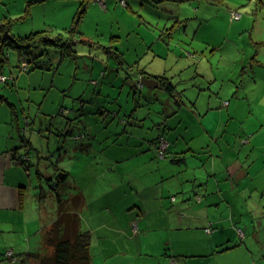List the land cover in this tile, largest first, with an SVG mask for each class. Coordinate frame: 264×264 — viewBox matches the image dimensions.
<instances>
[{
    "label": "crops",
    "instance_id": "crops-1",
    "mask_svg": "<svg viewBox=\"0 0 264 264\" xmlns=\"http://www.w3.org/2000/svg\"><path fill=\"white\" fill-rule=\"evenodd\" d=\"M101 6L110 10L111 7L119 8L121 4L118 0H105ZM126 8L139 14L129 4ZM176 19L179 25L186 20ZM194 24L192 30L199 22ZM157 25H161V21ZM231 28L237 33L227 34L224 43L212 50L217 53L227 41L228 54L241 60L232 67L237 74L235 78L225 81L221 72L214 77L205 73L202 79L198 72L194 73L193 79H209V83H197L199 88H204L199 90L197 99L192 101L189 96L191 104L183 103L182 107L167 112L165 117H156L145 106L140 107L135 99L133 101L137 105L133 110L142 112L140 109L143 108L145 112L133 119L134 112L131 121L124 123L120 120L122 107L113 116L101 113L105 122L118 120L122 127L102 130L101 133L86 131L85 138L78 139L82 142L81 146L70 144L71 151L65 152L72 160L77 149L82 151L87 157L79 156L78 160L85 161L90 176V168L95 161L104 163L103 172H100L102 177H106L107 172L114 173V180L101 179L106 184L105 188H97L96 180L90 176L81 173L73 175L75 163L72 162L67 165L69 177L60 188V195L65 200L78 199L81 202L78 209L81 228L93 237L91 250L95 253L91 252L92 264H264V133L258 129L244 132L243 125L248 122V117L230 131L217 130L218 126L226 124L225 115H236L238 118L237 111L242 108V101L230 99V95L239 81H245L246 72L251 67L249 50L238 43L248 36L242 18L240 22H233ZM187 30L184 35L189 34ZM160 33L155 43L166 44L162 47L169 52L171 46L166 39L171 31L162 29ZM201 41L208 46L214 43L212 39ZM113 44L112 48H117ZM152 47L144 42L141 55L151 53ZM104 59L97 81L101 93L106 99L117 94L115 100L120 102L118 97L127 88L129 97H132L122 67ZM127 63L131 65L132 74L145 71L150 78L166 77L171 69L154 66L152 60L144 65L138 60ZM47 75L52 77L54 74L48 71ZM240 76L241 79H238ZM34 77L32 72L27 80L29 78L33 83ZM18 84L22 85L23 80H19ZM107 84L113 93L105 91ZM223 92L226 96L222 95ZM150 93L151 90L147 95ZM1 98L0 101L4 102L5 99ZM97 100H102V96H98ZM92 103H95L94 100ZM166 103L170 106L173 100L167 99ZM216 104H219L218 112L213 111ZM23 116L22 120L19 116L9 118L10 128L3 124L8 130L0 141V253L3 259V254L6 256L8 264H28L24 260L26 254L42 252L45 232L57 220L53 197L47 195L43 201L38 197L39 186L46 187L39 159L43 157L37 155L39 163L36 165L41 170L37 173V181L33 178L34 161L24 164L22 159L19 160L26 152L31 157L34 150L39 152L32 143V137H28L29 132L33 133V137L36 135L35 138L39 136L42 139L49 133V143L54 134L50 128L35 131L28 117ZM146 122L149 124L146 125ZM127 124L132 128H124ZM160 136L165 137L168 145L167 157L163 159L157 156L154 145ZM63 159L67 160L66 157ZM85 176L90 181L88 184L94 186L90 190L93 201L85 190L86 186H83ZM30 183L32 188L26 190ZM209 226L214 228L212 235L206 233ZM240 232H244L241 242ZM111 248L117 249L114 256L108 253ZM221 248L225 250L219 252ZM7 252H12L13 256H7ZM97 257H100L99 261Z\"/></svg>",
    "mask_w": 264,
    "mask_h": 264
},
{
    "label": "rangeland",
    "instance_id": "rangeland-1",
    "mask_svg": "<svg viewBox=\"0 0 264 264\" xmlns=\"http://www.w3.org/2000/svg\"><path fill=\"white\" fill-rule=\"evenodd\" d=\"M33 1L0 0V15L4 14L7 17L3 16L5 19L2 22L0 21V27L9 23L12 27V34L23 36L36 31H46V34L50 35L51 38L60 37L63 43L73 44V49L78 55V57H74L75 53H71L70 56L72 57H70L59 53L54 54L53 59L57 58V61L52 60L53 71L51 73L54 75L52 77L47 75L48 71L33 72L35 77L33 83H30L29 78L27 80L28 75L32 73H28L29 63L21 61L23 56L15 54V50L4 45L8 63L4 69L7 76L0 75V97L3 96L5 99L4 102L0 101V141L2 140L1 137L10 128L9 118L13 119L14 116H19L22 120L24 118L23 114L28 117L32 129L37 132L50 128L52 132L59 135L56 131L58 129L65 133L66 129H72L75 132V137H77L76 141L75 138L66 139L60 135H52L49 143V133L43 139L39 136L35 138L36 135L33 137L32 132L28 133V137H32V143L39 152L34 150L32 157L26 152L20 158L24 160V164L34 161L33 167L36 177L33 175V178L36 181L37 173L41 172L40 166L36 165L37 162L39 163L37 155L38 157L42 156L44 160L46 159L45 162L39 158L43 165L42 172L45 175L43 178H46L47 175L48 179L56 180L62 170L68 172L67 165H71L72 162L75 163L74 176H77V173L90 176L88 168L85 167V161L78 160L79 156H86L82 154V151L77 149L76 156L72 160L66 156L65 152L71 151L70 144L80 147L82 142L78 139L82 138L80 134L84 131H98V133H101L102 130L108 131L107 129L114 130L118 129L119 126L122 127L118 120L105 122L101 113H97V110L99 112V107H101L97 100L98 96L95 95L92 99V96L96 93V88L89 85V83L92 80L98 81L100 70L103 68L101 63H103L104 57L111 55L109 56L110 63L116 64L115 54L121 53L131 63L138 60L141 65H144L148 60H152L154 66L171 67L166 77L173 79L178 93H185L187 96L186 103L191 104L189 96L193 101L194 98L197 99L199 90L204 89L199 88L197 83L204 81V84H206L210 81L209 79L203 81L198 78L193 79L192 75L194 73L198 72L199 77L202 79L205 77V73L210 77H214L221 75V72L225 77V81H227V78L236 77L237 74L232 67L235 62L238 63L241 60L228 54L227 41L225 47L219 48L217 53L213 52L212 49L217 45H222L227 34L234 35L237 33L231 28V24L240 22L241 18L243 26L247 27L246 34L248 36L242 40V43H238L243 45L245 50H249L248 57L251 67L246 72L248 75H246L245 81L242 83L239 81L230 95V99L242 101V108L237 111L238 118L236 119V115L230 116L225 111L228 114L224 117L226 124L218 126L217 130H220V132L223 130L225 132L230 131L234 126L241 124L240 121L243 118L248 117V122L243 125L244 132L251 133L253 130L258 129L264 133V43L258 44L257 42H264V0H162L164 1L163 4H159L160 0H138L139 2L137 0H127L129 5L133 6V11L139 14L130 12L123 4L119 8L111 7L110 10H104L101 6L104 5L103 0H95L88 5L87 11L81 18L79 23L81 32L70 31V25L77 19L75 14L81 8V0H46L43 4L35 5L32 4ZM136 2L138 3L136 4ZM168 14L169 16H167ZM170 17H180L186 20L182 25L177 23L175 31L171 32L168 40L166 39L171 46L169 52H167L168 50H164V47H162L166 44L161 45L155 42L157 36L161 35L160 32L163 26H166L163 22ZM159 21L162 22L158 26ZM173 22V19L168 22L169 29ZM197 22H199V25L192 30L195 27L194 23ZM186 29H188L189 34L184 35ZM0 37H3V35L0 34ZM207 39H212L213 46H208L204 43L205 41H201ZM255 39H257L256 42ZM0 41L4 42L3 39H0ZM144 42L148 47L153 46L152 52L147 55H141ZM112 44L119 50L117 48L112 49ZM128 47L129 49L126 51L125 49ZM154 55H158V58H153ZM36 56L38 57V55ZM158 63L162 65H156ZM10 72L14 74L11 76ZM42 74H45V77H42ZM241 77L238 79H241ZM7 80L9 81L5 85L1 84ZM19 80H23L22 85L18 84ZM181 80L186 82H181ZM133 84L136 86V83ZM109 86V84L105 86V91L113 93ZM127 86L132 97H129L126 88L122 96L118 97L120 102H113L112 100H102V102L105 104V108L109 110L119 111L122 107L123 113H121L120 120L127 117V120L131 121V112L137 105L133 101L136 97L134 95L136 90H130L133 86L131 81L127 83ZM148 91L147 89L140 92L138 105L140 107L145 106L146 110H150L156 117H158L157 115L165 117L172 107L175 109L178 106L182 107L178 98L177 103L167 108L166 94H160V91H158L156 100L151 101V97L147 100ZM83 92H87L88 95L84 100L81 99L82 102L77 101ZM222 95L226 96V93L223 92ZM113 97H117V94ZM215 98L217 101L219 100L217 97ZM92 100L95 103H92ZM62 107L64 114L60 113ZM214 107L215 110L213 111H217L219 104ZM105 108L102 109L103 112ZM232 108H230L231 112ZM140 110L145 112L143 108ZM51 111L53 113H50ZM142 112H135L133 119L136 115L140 116ZM3 124H7L8 128ZM147 124L149 122H146ZM127 125H124V128H132L131 125L129 127ZM25 127L27 128V123ZM18 148L19 146H17ZM13 153L15 154V151ZM97 155L95 154V156ZM69 156L71 155L69 154ZM63 157H66L67 160ZM93 163L94 165L90 168V171H92L90 177L96 180L94 182H96L97 188H105L106 184H103L101 179L114 180L115 178H112L114 173L107 172L106 177H102L100 172H103L104 163L99 161ZM182 175L187 176L185 173ZM26 179L28 180L29 177L27 176ZM83 180H85L83 186H86L85 190L93 201L90 190L94 186L88 184L90 181L87 176ZM29 188H32L31 183L25 187L26 190ZM116 251L117 249L111 248L108 253L114 256ZM92 252L95 253L94 250ZM6 254L8 256V252ZM1 256L0 253V264H8L6 256L3 254L6 260ZM99 259L100 257H97V261Z\"/></svg>",
    "mask_w": 264,
    "mask_h": 264
},
{
    "label": "trees",
    "instance_id": "trees-1",
    "mask_svg": "<svg viewBox=\"0 0 264 264\" xmlns=\"http://www.w3.org/2000/svg\"><path fill=\"white\" fill-rule=\"evenodd\" d=\"M45 1L46 0H34L32 4L33 5L43 4ZM93 1L95 0H81V3H80L81 8H79L75 14L77 19H75L73 23L70 25L71 32H75V31L81 32L79 29V23L84 13L87 11L88 5L92 3ZM118 1H119V4L121 5H122L121 2H125L124 6L128 7L129 3L127 2V0H118ZM163 2L164 1L160 0L159 4H163ZM3 16L4 14L0 15L1 22L4 21L5 18H7L6 15L4 16L5 18ZM167 16H169V14ZM172 19L174 20V22L171 28L169 29L167 25H168V22H170ZM167 20L163 22V24L164 23L166 24V26L164 25L165 27L163 26V29L165 31L174 32L175 27H177L178 19H176L175 17L173 18L170 17ZM11 29L12 27L9 25V23L4 24L2 25V27H0V34L3 35V37H0V39L4 40V42L0 41V75L7 76V74L4 73L5 66L8 63L7 55H6L7 52H5L4 50V45H6V47L10 46L11 47L10 49L15 50L16 51L15 54H18L19 56H23L21 61L29 63V66H30L29 72L53 71L52 60H54L53 59L54 54L52 51H55L56 53H59L60 55L62 54L63 56H66V55L70 56L71 53H75L74 57H78L77 52H75L73 49V44H70L68 42L63 43L60 37L51 38L50 35L46 34V31H36V32L30 33L29 35L23 36V35L12 34ZM5 41L9 43H6ZM36 55H38V57ZM109 56L104 59L105 62L110 61ZM115 58L117 60L115 61L116 64L114 65H118L119 67H122L123 72L124 73L126 72L125 80L131 81L133 86L130 90H136L134 92V95L136 96L134 97V99L136 101H139L138 95L141 94L140 92H142L144 88H141L140 85L135 86L133 83H136L137 81H139L140 77L147 76V73H145V71H141V72H136V73L134 72V74H132L131 65L127 63V61L125 60V58L123 57L121 53L119 54L116 53ZM19 60L20 59H18V61ZM96 62H99V61H96ZM131 74L133 77L131 76ZM156 79L160 83V88L154 91H151V93L148 95L144 93V95H146L147 97V100L150 97L152 98L151 101L156 100L158 97V91H160V94L161 93L166 94V100L172 97L173 99L172 98L171 99L174 100L173 104L178 102V98L180 99L181 105L183 103L186 104V99H187L186 94L178 93L177 87L173 83L172 78H166L164 76H160V77L157 76ZM8 81L9 80L1 84L5 85ZM89 85H92L94 88H96V93L94 95L102 96V100L104 101L112 100L113 102H116L115 99H117V97L115 98L112 97L111 99H109V97L108 99L105 98V95L101 93L102 92L101 88L97 86L98 85L97 80H92V82H90ZM86 93L87 92L81 93L77 101L82 102L81 99L84 100L85 96L83 95ZM179 95L181 96L179 97ZM1 99H4V98H1ZM102 100L99 101V103L101 104L100 105L101 107H99L100 111L98 112L97 110V113H107V114L109 113L112 116L115 114V112L119 113L118 110L114 111V110L106 109L105 104L102 102ZM170 106L166 104L167 108ZM103 108H105L104 112L102 111ZM173 109L175 108L172 107L171 110L173 111ZM62 110H63V107L61 108L60 113L64 114L63 112L64 110L63 111ZM134 112L135 110H133L131 114H133ZM122 120L124 121V123L128 121L127 117L122 118ZM56 131L63 138H67L73 135L74 136L73 138L77 140V137H75V132L72 129H66V133L59 129ZM85 133L86 131L82 132L83 139L86 136ZM53 134L56 136H59L58 134H55L54 132ZM64 134H65V137H64ZM162 138L165 139V137L160 136L155 141L154 145H155L156 154H157V147ZM167 149H168V145H167ZM166 157H167V152H166L165 158ZM19 160H21V158ZM21 161H23L24 163V160H21ZM173 161H181V160L174 159ZM68 175L69 174L67 172L61 171L56 180L43 178L44 183L46 184V187H44V185H41L38 188L40 190V193H38V197L40 200L43 201L47 197V195H50L51 197H53L54 199L53 202L56 205L57 220L54 221L49 226L50 228L49 229L47 228L45 232V237H44L45 238V241H44L45 248L42 250V252L26 254L24 256V260H26L28 264H92L91 244H92L93 237L90 232L83 231L81 228V217L79 216V211H78V209L81 207V202H79L80 200L78 199H75L74 201H70V200L68 201V200H65L60 195V188L62 185H65L69 177ZM54 203L52 206H50L51 208L54 206ZM213 232H214V228L212 226H209L206 229V233L208 235H212ZM243 239H244V232L239 242H241ZM223 250L225 249L221 248V251L219 252H222Z\"/></svg>",
    "mask_w": 264,
    "mask_h": 264
},
{
    "label": "water",
    "instance_id": "water-1",
    "mask_svg": "<svg viewBox=\"0 0 264 264\" xmlns=\"http://www.w3.org/2000/svg\"><path fill=\"white\" fill-rule=\"evenodd\" d=\"M136 85L137 86L140 85L141 88H146V89L151 90V91H154V90L160 88L159 81L155 77L150 78L148 76H142V77H140L139 81L136 82Z\"/></svg>",
    "mask_w": 264,
    "mask_h": 264
},
{
    "label": "built area",
    "instance_id": "built-area-1",
    "mask_svg": "<svg viewBox=\"0 0 264 264\" xmlns=\"http://www.w3.org/2000/svg\"><path fill=\"white\" fill-rule=\"evenodd\" d=\"M101 2V1H100ZM103 3V1H102ZM123 5L125 4V2H121ZM234 17V16H233ZM234 19V18H233ZM236 19V16H235ZM166 152H167V142L165 141L164 138H162L159 142V145L157 147V154L159 158H165L166 156ZM240 235H243V232H240ZM8 256L12 257L13 253L12 252H8Z\"/></svg>",
    "mask_w": 264,
    "mask_h": 264
},
{
    "label": "clouds",
    "instance_id": "clouds-1",
    "mask_svg": "<svg viewBox=\"0 0 264 264\" xmlns=\"http://www.w3.org/2000/svg\"><path fill=\"white\" fill-rule=\"evenodd\" d=\"M104 1V0H103ZM104 3V2H103Z\"/></svg>",
    "mask_w": 264,
    "mask_h": 264
}]
</instances>
